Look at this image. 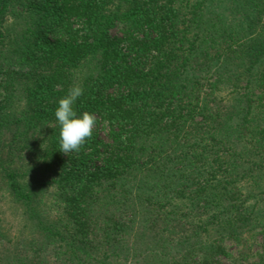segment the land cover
Masks as SVG:
<instances>
[{"label": "trees", "instance_id": "obj_1", "mask_svg": "<svg viewBox=\"0 0 264 264\" xmlns=\"http://www.w3.org/2000/svg\"><path fill=\"white\" fill-rule=\"evenodd\" d=\"M0 264H264V0H0Z\"/></svg>", "mask_w": 264, "mask_h": 264}, {"label": "clouds", "instance_id": "obj_2", "mask_svg": "<svg viewBox=\"0 0 264 264\" xmlns=\"http://www.w3.org/2000/svg\"><path fill=\"white\" fill-rule=\"evenodd\" d=\"M83 88L74 85L68 90L65 97L58 101L55 109V118L59 123V151L65 155L71 152L79 153L86 141L92 137L96 127V116L84 112L78 117L73 108L76 100L83 95Z\"/></svg>", "mask_w": 264, "mask_h": 264}, {"label": "rangeland", "instance_id": "obj_3", "mask_svg": "<svg viewBox=\"0 0 264 264\" xmlns=\"http://www.w3.org/2000/svg\"><path fill=\"white\" fill-rule=\"evenodd\" d=\"M111 32H112V34H115V33L117 32V30H116V29H112ZM101 136H102L103 138H105L104 133H101Z\"/></svg>", "mask_w": 264, "mask_h": 264}]
</instances>
